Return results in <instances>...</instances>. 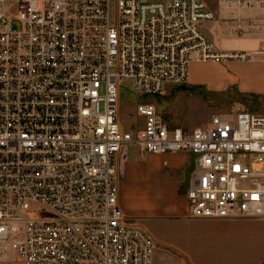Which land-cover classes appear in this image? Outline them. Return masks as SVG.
<instances>
[{
	"label": "built area",
	"instance_id": "1",
	"mask_svg": "<svg viewBox=\"0 0 264 264\" xmlns=\"http://www.w3.org/2000/svg\"><path fill=\"white\" fill-rule=\"evenodd\" d=\"M215 16L205 0H0V260L150 264L152 237L117 202L128 142L193 155L188 216L264 218V107L191 128L152 102L134 129L117 118L123 81L160 95L192 58L243 56L214 49L201 24Z\"/></svg>",
	"mask_w": 264,
	"mask_h": 264
},
{
	"label": "crops",
	"instance_id": "2",
	"mask_svg": "<svg viewBox=\"0 0 264 264\" xmlns=\"http://www.w3.org/2000/svg\"><path fill=\"white\" fill-rule=\"evenodd\" d=\"M209 6L216 16L208 20L206 31L202 30L214 49L243 56L204 59L213 63V73L205 80H189L187 70L183 85L208 93L232 89L240 96L233 100L229 112L210 115L229 117L237 107L251 109L258 103L263 108L264 56L256 55L264 54L260 49L264 43V0H248L243 5L214 0ZM210 115L201 125L193 126L204 125ZM193 165L194 157L188 152L150 153L134 142L123 145L116 156L117 202L152 237L150 264H264V218L188 216L185 190Z\"/></svg>",
	"mask_w": 264,
	"mask_h": 264
},
{
	"label": "rangeland",
	"instance_id": "3",
	"mask_svg": "<svg viewBox=\"0 0 264 264\" xmlns=\"http://www.w3.org/2000/svg\"><path fill=\"white\" fill-rule=\"evenodd\" d=\"M205 1L209 5H213L214 3V0ZM7 7L11 12L15 10L13 4ZM208 26H210L208 21L201 24V28L204 31H206ZM256 56H264V54ZM212 70L213 63L211 61H200L192 58L188 64V78L189 80H194L199 77L205 80L207 76L213 73ZM168 87L170 88L164 90L160 95H143L130 89L127 82H121L117 103V118L122 128L131 127L134 129L141 124V117L135 113V104L137 102H152L156 111L167 124L189 128L196 124L201 125L212 112H229L233 100L240 97L232 89L224 90V92L208 93L201 89L197 90V92L192 89L189 91L184 90L183 88L175 87V84ZM261 107L258 103L250 108L261 110ZM11 259L12 254L8 251L6 257L0 260V264H11Z\"/></svg>",
	"mask_w": 264,
	"mask_h": 264
},
{
	"label": "trees",
	"instance_id": "4",
	"mask_svg": "<svg viewBox=\"0 0 264 264\" xmlns=\"http://www.w3.org/2000/svg\"><path fill=\"white\" fill-rule=\"evenodd\" d=\"M183 84H184V83H182V84H178L177 87H180V88H187L188 90H191V89H192L191 86H185V85H183Z\"/></svg>",
	"mask_w": 264,
	"mask_h": 264
}]
</instances>
